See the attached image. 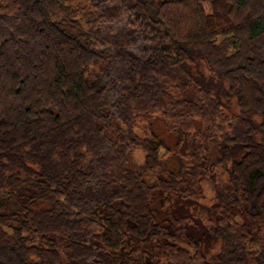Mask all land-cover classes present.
Wrapping results in <instances>:
<instances>
[{
	"label": "trees",
	"instance_id": "trees-1",
	"mask_svg": "<svg viewBox=\"0 0 264 264\" xmlns=\"http://www.w3.org/2000/svg\"><path fill=\"white\" fill-rule=\"evenodd\" d=\"M0 264H264V0H0Z\"/></svg>",
	"mask_w": 264,
	"mask_h": 264
},
{
	"label": "rangeland",
	"instance_id": "rangeland-1",
	"mask_svg": "<svg viewBox=\"0 0 264 264\" xmlns=\"http://www.w3.org/2000/svg\"><path fill=\"white\" fill-rule=\"evenodd\" d=\"M82 2H85V0H72L73 4H78V3H82ZM144 155H145V153L141 149L134 148L131 151V153L129 154V167L131 169H134V170L137 169L139 167V165L143 162ZM202 186H203V190L207 196H209V197L214 196L213 187H212L210 181L208 180V178L203 180ZM62 253H63V256L65 257L63 251H62Z\"/></svg>",
	"mask_w": 264,
	"mask_h": 264
}]
</instances>
